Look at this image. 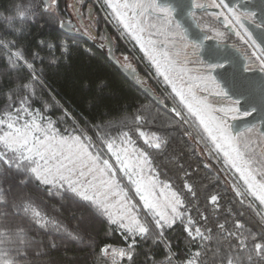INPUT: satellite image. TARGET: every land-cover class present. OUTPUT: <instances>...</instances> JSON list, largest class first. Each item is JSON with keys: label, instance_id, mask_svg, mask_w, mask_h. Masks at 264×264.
I'll use <instances>...</instances> for the list:
<instances>
[{"label": "snow or ice", "instance_id": "6c2138e0", "mask_svg": "<svg viewBox=\"0 0 264 264\" xmlns=\"http://www.w3.org/2000/svg\"><path fill=\"white\" fill-rule=\"evenodd\" d=\"M96 6L104 12L103 19L112 24L117 35L132 42L143 54L154 69L155 76L160 78L157 82L166 86L164 91L170 89V111L178 119L168 118L159 127L167 129L188 125L185 133L188 136L195 133L197 143L204 145L209 159L222 164L220 170L226 175L232 174L231 188L238 203L258 218L259 233L238 221H233L231 228L226 223L217 224L225 238L237 241L238 249L226 252L221 257V264H264V127L257 130L256 125L251 124L237 129L229 123V118L237 119L240 101L228 97L211 74L223 68L224 63L207 64V73L191 67L195 60L189 57H196V52H187L189 43L185 30L173 19V12L168 7H159L157 0H94V4L78 0L66 5L71 9L67 20L56 18L59 0H39L36 4L29 2L23 9L16 6L15 12L22 26L29 21L35 22L42 15L49 16L56 18L60 29L76 31L95 42L97 33L94 28L98 23ZM192 7L215 17L226 29L250 45L253 50L249 59L259 61L264 71V47L257 46L245 25V21H250L257 29L264 30V24L255 20V13H240L226 0H193ZM189 15L199 28L195 13L190 12ZM8 21V27L12 29L13 17L9 16ZM210 30L214 31L216 39H223V32ZM24 35L26 31L22 28L13 29L10 37L0 35V53L4 54L0 58L4 59L7 71L13 76L12 87L6 91L7 103L0 109V167L15 169L20 174L17 182L21 186V190L11 197L0 186V219L9 215V210L22 212L42 229L63 232L73 240L80 239L79 233L38 210L33 195L23 190L24 186L34 181L49 190H56L58 194H69L128 237L126 247L105 245L100 248L101 257L110 256L111 264H120L124 259L131 264L137 241L148 239L164 245L166 252L162 264H200V251L186 260H177L172 246L165 240L166 231L173 229L177 223L183 227L190 243L210 240L211 230L202 229L201 221L191 215L184 192L194 200V185L186 181L183 191H178L172 183L160 178L152 153L147 149L163 151L168 137L161 131L144 130L149 121H156L155 117L146 114L148 106H142L132 117H126L119 123L89 121L85 117L81 125L75 114L51 94V86L42 68L44 52L51 54L55 50L66 55L70 49L63 43L39 40L28 52L29 45L22 40ZM100 39L106 37L101 35ZM191 48L203 49L204 40L198 43L192 41ZM108 51H112L111 44ZM124 60V71L143 85L144 80L127 63L128 56H124ZM37 62L41 66L38 67ZM49 62L57 63L55 58ZM21 73L26 74L23 80ZM44 90L50 93L51 105L43 99ZM145 91L151 94L150 89ZM208 96L224 97L228 103L213 104ZM153 99L159 102V97ZM37 101L40 107H34ZM52 107L60 109L56 118L48 114ZM137 137L146 147L138 145ZM119 174L126 178L138 202L133 201L129 191L121 184ZM220 199L217 194L208 198L213 211L219 209ZM138 204L142 205V211ZM200 216L204 222L207 221L205 213H200ZM8 233L15 236L17 246L6 250L0 239V264H19L34 243L30 229L23 225L9 226ZM57 248L56 241L49 240L37 254L44 255L48 250ZM47 264L59 262L49 259Z\"/></svg>", "mask_w": 264, "mask_h": 264}, {"label": "trees", "instance_id": "16d2710c", "mask_svg": "<svg viewBox=\"0 0 264 264\" xmlns=\"http://www.w3.org/2000/svg\"><path fill=\"white\" fill-rule=\"evenodd\" d=\"M15 1L21 0H0V10H4L8 4ZM56 18L40 16L38 20L23 29L26 35L22 37V40L29 45L28 52L32 51L39 40L63 43L70 49V53L66 55L58 54L55 50L51 54L44 52L45 62L42 68L51 86V94H54L66 109L75 114L81 125L84 124L85 117L89 121L119 123L126 117H132L137 109L147 105L146 114L155 117L156 121L155 123L149 121L144 130L161 131L168 137V143L163 151L147 149L152 153V158L160 172V178L172 183L178 191H183V183L186 181L194 185L196 191L194 200L186 191L184 192L190 204L191 215L197 221H201L202 229L211 230V239L199 245L197 242L190 243L183 227L177 223L173 229L166 231L165 240L172 246L177 260H183L178 257L177 253L188 256L200 251L202 253L199 257L200 264H221V257L226 252L238 249L236 248L237 241L225 238V234L218 229L217 224L226 223V226L231 228L233 221H238L259 233L258 218L238 203V198L232 191L229 176L220 170L221 165L217 164L215 159H209L204 145L197 143L195 133L193 136L185 133L188 125H178L167 129L159 127L166 119L175 118L170 111L172 101L169 99L168 92L164 91L165 88L155 80L152 70L144 64L139 53L128 42L127 46L136 55L141 65L140 68L150 75L151 85L161 94L165 103L164 108L158 107L129 83L99 49L91 46L88 48L87 44L81 40H69L57 26ZM202 21L204 24L211 25L212 23L210 17H204ZM226 43H232L233 47L248 58L246 48L229 33L226 34ZM3 56L4 54L0 53V57ZM53 58L57 63L49 62ZM2 60L3 58H0V61ZM37 64L38 67L41 66L39 62ZM25 75L22 73L23 78ZM11 87L12 83L9 80L0 81V106L5 102L6 91ZM42 95L43 99L51 105L49 91L44 90ZM37 104L41 105L39 101ZM51 110L53 115L60 114L58 108L52 107ZM89 134L92 133L89 132ZM125 187L131 197L137 201L131 187L126 183ZM213 194L221 198L220 207L216 211H213V206L208 202V198ZM229 210H231V215H229ZM12 213L13 211L9 210V215L0 219V231L8 233L9 226L20 225L18 222L20 220ZM200 213L208 216L206 222L203 221ZM24 220L30 226L35 224L28 217ZM114 244L109 238H97L95 249L91 253L92 262L90 264H110L104 257H101L99 250L105 245ZM165 252L166 249L162 243H154L152 239L138 240L131 264H162Z\"/></svg>", "mask_w": 264, "mask_h": 264}, {"label": "rangeland", "instance_id": "374dc122", "mask_svg": "<svg viewBox=\"0 0 264 264\" xmlns=\"http://www.w3.org/2000/svg\"><path fill=\"white\" fill-rule=\"evenodd\" d=\"M29 2L36 4V0H21L12 2L8 4L4 10H0V14H2L0 15V35L10 37L12 35L13 29L22 28L23 30L27 25L33 23L29 21L25 26H22L15 12L16 6H20V8L23 9ZM199 2H207V0H199ZM9 16L13 17L12 29L8 27ZM204 17L211 18V25H209L208 23L204 24V22L202 21V18ZM199 23L201 29L208 34L209 38L215 39L221 43H226L227 32L225 31L224 27L217 24L215 17L209 16L206 13L205 15L200 16ZM210 29H216L223 32V39H216L214 31H211ZM234 38L237 41H240L236 35H234ZM126 42H128L130 46H132L139 53L144 64L149 66V68L153 72L152 74L154 75L155 80L158 81L160 78H157L155 76L154 69H152L149 62L145 58H143V54L139 52L138 48H136L132 42L128 40H126ZM193 51L197 53L198 49H192L191 43H189V48L187 49V52L192 53ZM189 58L195 60V63L190 65L191 67L199 69L202 73H207L208 68L201 63L197 56H190ZM12 79L13 76L7 71L3 59L2 61H0V81L9 80L12 83ZM21 79L23 80L22 73ZM160 85L163 88L166 87L162 82H160ZM167 92L169 94L170 89H167ZM217 98L220 97L208 96L209 102L213 104L228 103V101L226 100ZM6 103L7 100L5 98V102L0 106V109H3ZM40 106L41 105H38L37 102L34 104V107ZM48 114L51 115L53 118H56L60 115H53L52 110H50ZM238 117L240 116L238 115L237 118ZM229 120L232 119L229 118ZM137 143L142 147H146L143 145V141L140 140L138 137ZM220 165L222 166V164ZM231 175L232 174L229 173L227 176H229L230 178ZM19 176L20 174L17 173L15 169H9L6 166L0 167V186H2L7 191L9 197L21 190V186L17 182ZM118 179L120 180L122 185L125 186V183L128 184V181L126 180V178H123L122 174L118 175ZM23 190L33 195L35 199V204L38 206V210L42 211L47 217L55 219L62 225L66 226L69 230L79 233L80 239L73 240L63 232L58 233L51 229L45 230L40 228L36 224L30 226L29 223L24 220L27 217L24 215V213L13 212L12 214H14L20 220L18 221L19 224L30 229V235L34 241L32 246L27 249L26 255L21 257L19 264H47V261L49 259L56 260L59 262V264H90L92 262L91 253L95 249L97 238H109L115 243L111 246L115 247H126L129 244L128 237L124 235L121 230H119L115 225L108 224L104 218H101L98 215L94 214L89 208L84 206L82 202L70 197L69 194L63 192L58 194L56 190H49L45 186L38 185L34 181L24 186ZM132 192L135 196L134 190H132ZM136 199L138 201V197H136ZM133 201L137 202L134 199ZM138 207H140L142 211V205L138 204ZM0 239H2V246L6 250L10 247L17 246L15 243L14 235H9V233L0 231ZM53 239L58 244V248L56 250H48L44 255H38V250L42 246H46L49 240ZM196 242L200 245L205 241L197 240ZM177 255L180 259L183 260H186V258L190 257V255L186 256L183 253H177ZM104 259L111 264L110 256L109 259L105 257ZM120 264H128L127 259L121 261Z\"/></svg>", "mask_w": 264, "mask_h": 264}, {"label": "water", "instance_id": "95a60500", "mask_svg": "<svg viewBox=\"0 0 264 264\" xmlns=\"http://www.w3.org/2000/svg\"><path fill=\"white\" fill-rule=\"evenodd\" d=\"M226 3L233 8H236L240 13L245 11L255 13V20L264 24V0H226ZM192 0H157L159 7H168L173 12V19L177 21L185 30L188 36V42H200L204 40V48L198 49L196 56L201 63L207 67V64L224 63V67L216 69L211 74L216 78L220 87L228 94L233 100H239V116L235 120H229L235 128H243L245 125L255 124L257 130L264 127V74L256 69L248 70L246 68L247 57L233 47L229 43H221L215 39L208 37V34L196 27L193 23V17L189 15L192 13H206L199 9L192 7ZM196 23L197 20L195 19ZM217 24L224 27L219 21ZM245 25L252 33L253 39L256 43L264 47V30L257 29L250 21H245ZM225 31L230 35L234 34L224 27ZM63 34L72 35L75 37H82L80 34H74L66 29H60ZM112 41L108 38V45ZM107 60L122 74V76L132 85L139 88L153 103L158 107L164 108L163 103L159 98V102L153 97H158L154 94L153 90L148 86H142L134 81L131 76L126 73L123 67L117 63L113 54L107 52ZM208 72V70H207ZM145 89H150L151 94L146 92ZM217 99L226 100L224 97ZM250 112L249 115L244 113Z\"/></svg>", "mask_w": 264, "mask_h": 264}, {"label": "flooded vegetation", "instance_id": "af4514ba", "mask_svg": "<svg viewBox=\"0 0 264 264\" xmlns=\"http://www.w3.org/2000/svg\"><path fill=\"white\" fill-rule=\"evenodd\" d=\"M77 2H78V0H59V7H58V11H57L56 16L58 18H63L65 20H67V18L71 15V9L67 8L66 5H70V4L77 3ZM88 2L91 4H94V0H88ZM36 3H39V0H36ZM205 14L206 13H199V14L195 13V19L197 20L198 23H199L200 16H203ZM96 16L98 19V23L95 25V28H94V30L97 33V39L95 42H93L91 39L84 37L83 35H81L80 33L76 32V31H71V32H73L74 34H80L82 37H75V36L66 35V34H64V35L67 36V38L69 40H72V41H76V40L83 41L84 43L87 44L88 48L91 46V47H95V48L99 49L100 52L105 57H106L107 52H108L107 42H108V38H109L113 44L112 48H113L114 57L117 61H119V64L122 66L125 63L124 56H128L127 63H130L132 65V68H134L136 70L137 74L144 80V84L142 86L150 87L153 90L154 94L160 98L163 105H165L164 100H162L161 94L151 85V82L149 80L150 75H148L142 71V68H140L141 65L138 63L136 55L134 54L132 49H130V47L127 46L126 40L121 39L117 35L112 24L107 23L103 19L104 12L101 11L98 6H96ZM101 35H104L106 37V39H100ZM102 44L104 45V47H101ZM134 87H136V86H134ZM137 89H139V88H137Z\"/></svg>", "mask_w": 264, "mask_h": 264}, {"label": "built area", "instance_id": "2783aa9c", "mask_svg": "<svg viewBox=\"0 0 264 264\" xmlns=\"http://www.w3.org/2000/svg\"><path fill=\"white\" fill-rule=\"evenodd\" d=\"M193 1V0H192ZM238 37V36H237ZM238 39L240 40L239 42L246 48V50L248 51V58H247V64H246V68L248 70H258L260 72H262L264 74V71L261 70V67H260V62L259 61H255L253 62L251 59H249V54L252 52V47L248 44H245L241 39L240 37H238ZM257 44V43H256ZM257 46H259L257 44ZM107 259H109V257H107Z\"/></svg>", "mask_w": 264, "mask_h": 264}]
</instances>
